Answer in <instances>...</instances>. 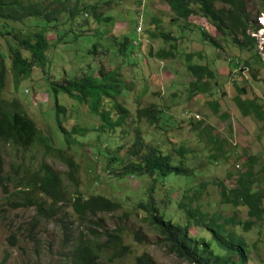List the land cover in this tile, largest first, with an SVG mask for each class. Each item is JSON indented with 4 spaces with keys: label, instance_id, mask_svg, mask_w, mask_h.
Segmentation results:
<instances>
[{
    "label": "rangeland",
    "instance_id": "374dc122",
    "mask_svg": "<svg viewBox=\"0 0 264 264\" xmlns=\"http://www.w3.org/2000/svg\"><path fill=\"white\" fill-rule=\"evenodd\" d=\"M44 1L45 4L48 0ZM58 1L71 8L77 0ZM78 1V4L92 5L95 13L91 14L99 16V20L89 14L83 20L87 25L81 21L80 25L76 23L75 28H70L66 20L61 22L60 16L59 23L64 25L59 27L58 23L56 27H59L57 36L61 43L54 44L58 45L47 51L46 63L39 70L34 69L15 91L12 77L7 74L2 96L8 101L17 98L42 136L52 139V144L65 148L57 127L54 100L47 87V78L60 80L63 77L74 79L79 73L92 75L103 65L106 70L118 73L119 93L111 96L128 110L124 123L129 136L125 142L133 140L136 129L140 131L141 127H134L133 122L136 109L149 106L160 110V118L155 125L144 119L142 127L143 132L148 133L145 139L153 144L161 143L163 148L185 145L200 150L203 144L197 143L196 134L192 132V125L199 121L204 122L206 130L212 131L219 140H227L224 144L228 157L226 161L213 163L200 158L189 162L197 172L194 186L206 184L200 198L203 204L211 205L219 198L216 185L219 182L222 181L227 188L234 186L236 174L243 171L242 164L250 156H256L254 171L262 168L259 173L264 178V121L253 115L242 116L233 101L239 95L238 90L244 89L240 98L253 100L264 111V67L255 63L258 59L253 54L254 49L246 47L241 51L222 39L218 40L220 48H213L202 40L198 30V27L204 28L208 34L218 35L205 19L190 16L188 22L192 25L189 27L182 22L173 24L174 16L162 0ZM246 3L253 27L258 28L255 34L250 29L249 34L258 39V51L264 61V0H246ZM51 4L58 6L55 1ZM107 18L109 20L106 21ZM77 19L80 20L79 17ZM0 23L1 28H5L1 31L13 33L17 29L24 31L31 25L29 21ZM137 27H140V32L136 31ZM82 31L86 33L81 34ZM163 34H171L176 40H164ZM48 36L53 41L56 35L51 32ZM169 43L175 46L174 57L163 61L155 58V52L161 48L169 49ZM93 46H96L94 55L91 54ZM0 47L5 54L6 41L3 37H0ZM187 55L193 56V64L205 66L215 73V78L210 81L209 94L190 95L188 83L192 78L186 69L189 62ZM243 60L249 61L250 67L241 65V69L236 68V62L239 66ZM57 101L65 108L60 115L61 124L67 130L73 126L83 130L75 136L78 143L72 144L70 150L65 148L79 168L72 182L64 162L55 154H46L39 144L21 149L0 143L2 173L8 177L6 187H0V264H71L70 250L75 242L81 241L93 249L104 243V231L119 228L131 234L135 231L145 233V240L136 243L132 235L126 234L124 243L130 245V252L115 259L114 252L108 250L102 254L99 264H134V258L143 252L148 253L157 264H187L161 246L157 237L149 233L141 215L131 209L141 195L138 190L140 182L131 177L119 180L108 175L105 161L109 155L106 151L112 156L114 146L109 149V145L118 139L108 138L105 128L97 130L101 119L80 105L77 99L60 93ZM108 107L104 104L102 108L106 111ZM109 119L114 121L116 115L111 114ZM115 130L118 134L121 127ZM43 164L59 174L66 198H71L75 191L84 197L97 193L122 201V209L80 219L68 204L60 206L64 200L48 218L39 217L35 207L25 202L28 192L24 187ZM178 183L166 184L160 187V192L164 193L174 185L179 198L186 186L181 180ZM262 186L264 188V184ZM45 203L49 204V201ZM221 209L226 215L234 213L237 220L246 218L243 208L221 206ZM196 232L200 230L191 228L192 234ZM244 236L256 246L251 253L252 260L256 264H264V224L260 232L252 230Z\"/></svg>",
    "mask_w": 264,
    "mask_h": 264
},
{
    "label": "trees",
    "instance_id": "16d2710c",
    "mask_svg": "<svg viewBox=\"0 0 264 264\" xmlns=\"http://www.w3.org/2000/svg\"><path fill=\"white\" fill-rule=\"evenodd\" d=\"M53 1L58 4L57 7L52 6ZM77 1L70 8L63 6L58 0H48L45 4L44 0H0V22H31L24 31L17 29L16 33H13V31L0 30V37L5 39V51H7L4 54L0 47V143H8L21 149H27L34 143L39 144L46 154H55L64 162L68 168V177L74 182L79 166L65 148L70 150L72 144L78 143L75 136L83 130L76 126L67 130L61 124L60 115L65 112V108L59 105L57 96L65 93L68 97L77 99L80 105L87 107L101 119L97 130L105 128L108 138L118 139L114 144L109 145V149L114 146V154L110 156L106 151L109 155L105 161L107 173L119 180H129L128 178L131 177L140 182L138 190L141 195L131 205V209L135 214L141 215L149 233L157 237L161 246L187 264H256L251 256L256 246L249 243L244 236L252 230L260 232L264 224L262 186L264 178L259 173L263 169L254 171L256 156H250L243 162V171L240 170L236 174L233 187L227 188L222 181L216 184L219 198L211 205H207L200 200L206 184L200 183L197 187L194 186L193 180L197 172L195 167H190L189 162L200 158L213 163L226 161L228 157L224 144L227 140H219L212 131L206 130L204 122L199 121L192 125V132L196 134L197 143L203 144L200 150L185 145L163 148L161 143L153 144L145 139L148 133L143 132L142 127L145 120L155 125L160 118V110L149 106L136 109L133 117L134 127L140 126L142 132L136 129L133 140L125 142L129 136L128 127L124 123L128 117V110L111 96L119 93L116 80L118 73L114 70H106L101 65L97 73L92 75L79 73L74 79L47 78V87L54 100L55 118L64 141V149L52 144L53 140L49 137L40 134L37 125L27 116L22 103L17 98L8 101L2 96L8 73L12 77L13 91H15L21 81L30 77L34 69L39 70L43 63H46L47 51L61 43L57 36L59 27L64 25L59 23L60 16L61 22L66 20L70 28H75L76 23L80 25L89 14L91 18L99 20V16L91 14L95 13L92 5L82 2L78 4ZM162 1L174 16L173 24L182 22L184 26L189 27L192 25L188 22L190 16L201 17L218 34L210 35L204 28L198 27L204 42L215 49L220 48V39L232 43L241 51L246 47L252 48L255 50L253 52L255 58L258 59L255 63L264 67V61L258 51V39L249 34L250 29L255 34L258 28L253 27L251 16L246 10V0ZM58 23L59 27H56ZM83 24L87 25L84 22ZM1 26L0 23V29H5ZM53 29L55 31H52ZM51 32L56 35L53 41L48 36ZM85 33L86 31L81 32V34ZM162 38L169 41L176 40L171 34H163ZM56 43L58 44L54 45ZM95 50L96 46H93L92 55L96 53ZM174 50L175 46L170 44L169 49L161 48L154 56L163 61L173 58ZM192 57V55L186 56L189 61L186 69L192 78L188 83L190 95L209 94L210 81L215 78V73L205 66L193 64ZM238 64L236 62V68L239 69L241 65L250 67L247 60H243L239 66ZM238 93L233 101L240 114L245 117L253 115L258 120L264 121V111L260 105L253 100H242L240 96L244 93V89H239ZM104 104L109 106L106 111L102 108ZM111 114L116 115V119L112 122L109 119ZM117 127H121L118 134L115 130ZM2 169L0 155V187H6L8 177L3 175ZM170 175L173 177L168 179ZM180 180L186 187L179 198L174 185L169 186L164 193L160 192V187L169 183L178 185ZM27 184L24 189L28 193L24 200L35 207L37 215L43 218L55 213L54 210L59 208L58 204L64 200L65 202L60 206L68 204L80 219L99 213H114L123 207L122 201L97 193L84 197L75 191L71 198H66L59 174L46 164L40 166L27 180ZM46 201H49V204L45 203ZM221 206L243 208L246 211V218L237 220L234 213L226 215ZM191 228H198L200 232L192 234ZM126 234L132 235L136 243H142L146 236L139 231L131 234L119 228L109 232L104 231V243L93 249L77 241L70 250L71 264H99L102 254L108 250L114 252L115 259H119L125 252H130V245L124 243ZM134 264L157 263L148 253L143 252L134 258Z\"/></svg>",
    "mask_w": 264,
    "mask_h": 264
},
{
    "label": "built area",
    "instance_id": "2783aa9c",
    "mask_svg": "<svg viewBox=\"0 0 264 264\" xmlns=\"http://www.w3.org/2000/svg\"><path fill=\"white\" fill-rule=\"evenodd\" d=\"M137 31H140V27H137Z\"/></svg>",
    "mask_w": 264,
    "mask_h": 264
}]
</instances>
